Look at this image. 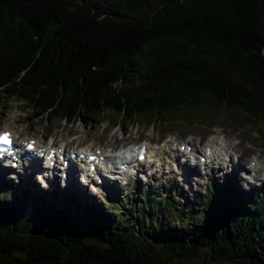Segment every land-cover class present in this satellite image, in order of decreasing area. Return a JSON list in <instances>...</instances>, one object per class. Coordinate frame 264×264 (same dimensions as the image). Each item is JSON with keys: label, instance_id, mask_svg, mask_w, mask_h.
I'll use <instances>...</instances> for the list:
<instances>
[{"label": "trees", "instance_id": "1", "mask_svg": "<svg viewBox=\"0 0 264 264\" xmlns=\"http://www.w3.org/2000/svg\"><path fill=\"white\" fill-rule=\"evenodd\" d=\"M0 95L57 120L264 128V0H0ZM31 202L0 198V264H264L263 207L227 193L166 228L154 201Z\"/></svg>", "mask_w": 264, "mask_h": 264}, {"label": "rangeland", "instance_id": "2", "mask_svg": "<svg viewBox=\"0 0 264 264\" xmlns=\"http://www.w3.org/2000/svg\"><path fill=\"white\" fill-rule=\"evenodd\" d=\"M105 118L108 119L109 125L106 126V124H104L103 126H101V123ZM113 118L114 117L112 116V114L105 113L98 118L99 121L94 120L92 122H84L79 118L70 120L51 119L48 118L47 113L38 114L22 101L16 99H5L0 95V130L6 128L13 129L14 132L17 133V135L19 133L22 134L21 137L36 138L37 140L42 142L49 139V134H53L56 136L64 137L69 141V143H72L70 144V146H73L74 143V145L78 146L85 143L86 141L89 142L94 139L100 143H112L114 140H119V142L121 143H124L123 140H132L137 142L149 141L151 142V146L153 148V145L162 142L164 139L171 137L172 135L176 136L175 141H177L178 144L184 143L186 142L187 134H189L194 135L192 137V141L195 142V145L193 146L200 150L201 146L198 142H202L206 137L204 134L209 131V133L212 132V135L215 136H227L231 145H237V147L235 148L239 153H242L244 150V153L246 154V152L249 151L248 148H251L254 152L252 154L264 155V128H262V126L259 124H255L256 120L251 121L249 124L246 123V117L232 116L229 112L221 111L213 116H209L208 118H206V120H204L206 124L201 126H173L174 124H150L144 122L134 124V126L132 127L125 126L123 129H121L118 127H114L115 125L111 124ZM254 124L256 128H258L260 134L256 131ZM261 150L262 152L260 153ZM259 160L261 163H264V157H260ZM141 167L144 168V165ZM163 174V178L158 181H155L152 175L142 176V178L138 181L139 184H137V182H134L130 185V191L125 195V198H131L133 200V193L142 190H145L147 193L153 192L158 194L159 191L161 192L162 185H165L167 182V175L166 173ZM173 179L177 185L181 186L187 192V199L197 202L194 207H199L198 205H200L201 202L205 200L206 185L201 184V181H199L198 179L192 181L197 185V191L195 194L191 193L189 185L183 180L181 174L175 173ZM33 183L36 188H42L39 182H36V180L33 181ZM17 187H9L8 185L1 186V188L7 189H14ZM21 190L24 191L25 186H22ZM31 191H34L33 188L31 189ZM60 193H58L57 196H52L58 199V202L56 203L57 215H60L61 213L66 211L65 205L71 206L69 200H73V197H68L66 196V194ZM140 200L144 201V199L138 197L136 199V202L140 203ZM107 203L110 202L107 201ZM24 210L26 214L30 213V209L24 208ZM104 210H106V208ZM79 211L81 212L80 208ZM154 211L157 214H160L159 219H163V228L171 227L173 225L172 221L168 218V216L172 214H169L166 209L161 210V208H157ZM260 219L262 220V226L264 227V211L262 212ZM159 227L160 226L156 228L158 233H160V230H158ZM173 232L174 231L169 232L168 234L172 235Z\"/></svg>", "mask_w": 264, "mask_h": 264}, {"label": "bare ground", "instance_id": "3", "mask_svg": "<svg viewBox=\"0 0 264 264\" xmlns=\"http://www.w3.org/2000/svg\"><path fill=\"white\" fill-rule=\"evenodd\" d=\"M7 129V128H6ZM1 131V130H0ZM15 136V135H14ZM216 138V137H215ZM218 139V147L215 148L214 152H212L209 156V158L213 157V159H216V163H221L223 164L221 166V164L219 165V167L217 168L218 170H220V173L221 175L225 178V180L229 181L231 184H233L234 186H240V182H241V176L239 175L242 171V169L245 168L244 166V150L242 153H239L237 150H235V154L237 155V160L234 161L233 159L232 160H228L229 159V154L230 152H227L225 150V147H227L228 149L233 148V147H237V145H231V143L229 142V139L228 137H223V136H220V137H217ZM77 140V139H76ZM170 142V139H167V141L165 142L166 145ZM215 141L214 139L212 138L211 140L208 141V143H211L213 144ZM75 144V143H74ZM63 143L60 144V146H62ZM223 145H226L225 147H223ZM40 146V145H39ZM50 146H55V144H52ZM225 150V157L228 156V159H223L221 161H225V160H228L227 162V165H225V162H220V157L223 155V151ZM249 151H252L251 148H248ZM262 152V150L260 151V153ZM149 153L151 154H162L163 156H166V155H171L172 159H173V156L174 155H177L179 156V151L177 150L176 153L174 152H171V149L169 148V146H165V145H159L158 147H154L152 148ZM255 159H257V157L253 156ZM174 160V159H173ZM32 173H33V170L31 169L30 171H27L25 172V175H24V179H25V184L27 187L30 188V190L33 188V190H35V187L32 185V182H31V177H32ZM184 180L189 183V189H191L193 192L196 191V187L195 185L191 182L192 179L188 173L187 170H184ZM158 179V178H156ZM68 184L66 187H63V188H60L58 185H57V178L56 177H53L52 179V185L49 189V191H52V192H56L57 190V193H60V194H68V195H71L73 193V190H74V182H73V178L72 176H70L68 178ZM22 182L21 181H11L9 184H7L9 187H12V186H19L20 189L22 186H25L24 184H21ZM192 183V184H191ZM13 189V188H12ZM251 192H253L254 194L256 193L253 189H251Z\"/></svg>", "mask_w": 264, "mask_h": 264}, {"label": "snow or ice", "instance_id": "4", "mask_svg": "<svg viewBox=\"0 0 264 264\" xmlns=\"http://www.w3.org/2000/svg\"><path fill=\"white\" fill-rule=\"evenodd\" d=\"M0 143H3L5 145H10L11 144V140L9 138V134L8 133H4L2 136H0ZM29 147H31V145H29Z\"/></svg>", "mask_w": 264, "mask_h": 264}]
</instances>
